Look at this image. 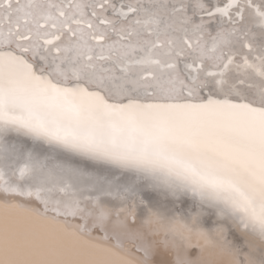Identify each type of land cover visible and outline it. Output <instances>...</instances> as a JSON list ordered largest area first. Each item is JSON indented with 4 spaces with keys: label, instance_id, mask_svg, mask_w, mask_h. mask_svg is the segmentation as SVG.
<instances>
[{
    "label": "snow or ice",
    "instance_id": "snow-or-ice-1",
    "mask_svg": "<svg viewBox=\"0 0 264 264\" xmlns=\"http://www.w3.org/2000/svg\"><path fill=\"white\" fill-rule=\"evenodd\" d=\"M0 264H264V0H0Z\"/></svg>",
    "mask_w": 264,
    "mask_h": 264
},
{
    "label": "bare ground",
    "instance_id": "bare-ground-1",
    "mask_svg": "<svg viewBox=\"0 0 264 264\" xmlns=\"http://www.w3.org/2000/svg\"><path fill=\"white\" fill-rule=\"evenodd\" d=\"M21 2H24V0H21ZM91 2L93 3H102L103 0H91ZM129 2H136V0H124V3H129ZM98 14H103V13H99Z\"/></svg>",
    "mask_w": 264,
    "mask_h": 264
}]
</instances>
